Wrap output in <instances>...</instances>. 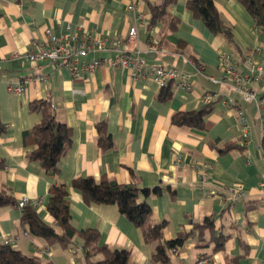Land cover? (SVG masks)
<instances>
[{
    "label": "crops",
    "instance_id": "0c3cea01",
    "mask_svg": "<svg viewBox=\"0 0 264 264\" xmlns=\"http://www.w3.org/2000/svg\"><path fill=\"white\" fill-rule=\"evenodd\" d=\"M164 0H0V120L5 125L0 134V185L9 188L17 200L27 197L40 200L38 214L54 223L46 210L48 190L52 184H65L69 191L71 223L76 229L94 228L99 243L109 248L129 251L130 264H155L151 260L158 241L146 242L135 226L115 204H88L80 192L69 186L77 176H105L121 184L136 181L139 186L161 187V193L146 201L151 220L164 222L163 239L180 232H193L176 253H170V264H226L236 257L238 264H264V103L258 107L246 101L230 85L214 82L220 77L219 50L233 51L221 35L213 34L186 8L187 0H167L165 15L157 19L149 33L128 4L147 12L150 6ZM222 19L232 27L239 51L235 59L240 71L247 65L242 57L253 51L256 64L264 69V30L237 0H213ZM69 24L80 26L91 35H125L136 25V38L128 43L132 54H138L150 65L174 67L190 75V90L172 86L171 96L158 100L159 87L148 78L132 81L125 69L105 61L94 72L72 77L64 69L46 62L24 58L33 36L45 28L53 33L64 31ZM160 46L148 51V39ZM112 51L90 53L88 57L108 58ZM199 65L201 69L199 68ZM29 75H46L19 94L8 90ZM252 88L260 96L264 79ZM206 92L215 93L213 108L203 128L172 123V116L200 106ZM48 99L55 116L71 128V142L60 158L55 174L44 172L30 162L22 134L39 120L29 110L34 100ZM234 107H241L249 123L248 143L242 144V126ZM104 121L112 146L101 150L97 145L96 123ZM225 143L240 144L227 152L218 148ZM180 161L175 162L174 155ZM210 165L206 181L197 179V169ZM223 187H240L235 196ZM214 216L216 232L227 234L222 248L213 250L209 233L198 246L195 223ZM20 210L15 205L0 208V241L9 236L13 247L36 255L52 264H85L81 241L76 250L48 244L44 239L23 235L19 224ZM101 256L93 257L94 260Z\"/></svg>",
    "mask_w": 264,
    "mask_h": 264
},
{
    "label": "trees",
    "instance_id": "16d2710c",
    "mask_svg": "<svg viewBox=\"0 0 264 264\" xmlns=\"http://www.w3.org/2000/svg\"><path fill=\"white\" fill-rule=\"evenodd\" d=\"M167 0L161 4L150 6V22L165 15L164 7ZM254 19L255 25L264 30V0H237ZM186 8L193 17L200 19L203 24L215 35L223 36L233 46V53L238 54L234 42L232 27L227 24L217 11L213 0H187ZM244 56L242 57V60ZM172 82L159 88L158 100H165L171 96ZM213 102V101H212ZM201 103L196 109L175 113L171 121L176 125H187L195 128L205 126V118L213 108V103ZM29 110L39 115V120L22 134L24 145L30 147L27 159L39 164L41 169L49 174H55L59 167L60 158L66 153L71 142V128L55 116L51 102L48 99L34 100L29 103ZM5 125L0 120V134L4 132ZM96 142L101 150L112 146V139L107 132L104 121L96 123ZM242 145V144H241ZM239 144L225 143L218 151L223 153L233 148L241 147ZM2 161L0 160V167ZM69 186L78 190L83 200L88 204H115L121 214L130 222L139 227L146 242H156L151 260L155 264H170L172 249L176 251L185 239L193 232H180L172 239H163L164 222L154 223L151 220V208L146 199L150 195L161 193V187L139 186L136 181L121 184L113 179L101 176L95 179L92 176H77L70 180ZM18 200L14 198L11 190L0 185V208L15 205ZM46 210L53 217L54 223H48L38 214L37 208L28 204L22 206L19 224L23 231L31 237L44 239L48 244H57L63 249L76 250L75 241H81L80 248L84 251L85 264H130L129 251L124 248H109L99 243V233L94 228L76 229L71 223L69 211V191L65 184H52L48 190ZM197 232V243L200 246L204 233H209L214 243L213 250L223 247L227 234L216 232L214 216L205 217L201 223L194 224ZM173 253V252H172ZM176 253V252H175ZM101 257L94 260L93 257ZM236 257H229L226 264H238ZM0 264H52L36 255L26 254L13 245L0 242Z\"/></svg>",
    "mask_w": 264,
    "mask_h": 264
},
{
    "label": "built area",
    "instance_id": "2783aa9c",
    "mask_svg": "<svg viewBox=\"0 0 264 264\" xmlns=\"http://www.w3.org/2000/svg\"><path fill=\"white\" fill-rule=\"evenodd\" d=\"M127 8L133 10L137 19L144 25L149 33L154 31V25L147 19V12L140 7L128 4ZM136 25L128 28L125 35L118 36H97L91 35L86 30L78 26L73 29L67 24L64 31L56 34L49 28H45L40 36H33L29 43L28 49L24 53V58L30 62H46L55 69H64L72 77L82 76L86 73L94 72L99 66L107 61L111 66L119 67L127 70L129 78L134 81L139 78H148L159 88L165 86L169 81L172 82L174 88L182 90H190V75L186 72L179 71L174 67L165 65H150L136 53L131 52L128 43L136 38ZM160 50L158 43L151 37L148 39V51L157 52ZM254 49L253 51H256ZM112 51L114 55L108 58H100L98 56L88 57L90 53ZM252 52L244 56L243 62L247 65V70L242 72L238 68V62L235 59L233 51L219 50L218 68L221 75L215 78L208 75V78L214 82H220L230 85L238 91L242 98L246 101H253L258 107L264 103V92L258 96L252 88V84L264 79V69L261 65L254 62ZM199 68L201 69L200 65ZM47 79L46 75H29L20 79L17 83H9L7 88L10 92L19 94L24 91L28 85L36 82H42ZM216 97L215 93L206 92L200 98L201 103H210ZM52 105V104H51ZM53 107V105H52ZM235 115L242 126V145L248 143L249 123L246 119L244 110L241 107H234ZM175 162L180 161L179 154L174 155ZM210 165H205L197 169V179L204 182L207 178V172ZM258 187L263 191L264 182H259ZM229 190L235 196L242 195L240 187H223ZM38 207L40 200H29L22 197L18 200L16 207L20 209L25 204ZM23 235H27L23 231ZM1 243L12 245L13 239L9 236L1 239ZM177 252L175 249L171 250Z\"/></svg>",
    "mask_w": 264,
    "mask_h": 264
}]
</instances>
